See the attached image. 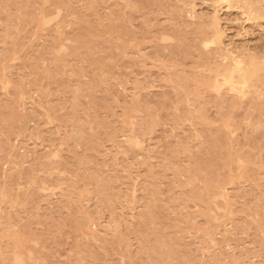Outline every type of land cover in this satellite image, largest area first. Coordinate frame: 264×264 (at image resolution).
I'll list each match as a JSON object with an SVG mask.
<instances>
[{
    "label": "rangeland",
    "instance_id": "rangeland-1",
    "mask_svg": "<svg viewBox=\"0 0 264 264\" xmlns=\"http://www.w3.org/2000/svg\"><path fill=\"white\" fill-rule=\"evenodd\" d=\"M0 264H264V0H0Z\"/></svg>",
    "mask_w": 264,
    "mask_h": 264
},
{
    "label": "bare ground",
    "instance_id": "bare-ground-1",
    "mask_svg": "<svg viewBox=\"0 0 264 264\" xmlns=\"http://www.w3.org/2000/svg\"><path fill=\"white\" fill-rule=\"evenodd\" d=\"M226 51L228 52L227 58L230 60V63H231L230 64L231 67L228 68V71H230V73L234 71L240 72L241 71V65H240L241 61L238 60L239 56L237 54H234L233 52H230L228 49H226Z\"/></svg>",
    "mask_w": 264,
    "mask_h": 264
}]
</instances>
